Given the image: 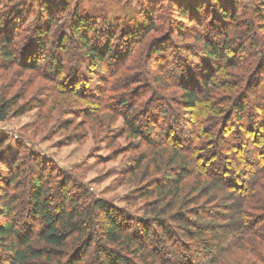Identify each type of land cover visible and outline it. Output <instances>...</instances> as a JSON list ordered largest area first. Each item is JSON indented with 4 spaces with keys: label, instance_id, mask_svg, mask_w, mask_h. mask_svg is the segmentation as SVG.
I'll use <instances>...</instances> for the list:
<instances>
[{
    "label": "trees",
    "instance_id": "obj_1",
    "mask_svg": "<svg viewBox=\"0 0 264 264\" xmlns=\"http://www.w3.org/2000/svg\"><path fill=\"white\" fill-rule=\"evenodd\" d=\"M3 1L0 120L49 103L50 111L72 113L76 98L81 120L64 127L80 132L69 134L73 142L89 120L101 134L121 117L128 147L133 140L144 147L131 158L133 171L150 173L135 199L165 211L132 215L23 145L28 172L19 154L0 158V264H200L201 257L264 264V0H148L142 22L128 31L94 21L79 0L65 22V0ZM67 42L96 70L65 67ZM43 59L45 97H27L25 87L11 93ZM104 109L112 112L108 125ZM218 233L240 244L216 256L208 241Z\"/></svg>",
    "mask_w": 264,
    "mask_h": 264
},
{
    "label": "rangeland",
    "instance_id": "obj_2",
    "mask_svg": "<svg viewBox=\"0 0 264 264\" xmlns=\"http://www.w3.org/2000/svg\"><path fill=\"white\" fill-rule=\"evenodd\" d=\"M65 1L68 7L60 15V22L67 21L69 17L68 10L73 8L76 3L75 0ZM242 1L247 3L250 0ZM11 2L13 3L15 1L12 0ZM10 3L7 2L6 4L10 5ZM148 3V0H79V7L83 13L89 15L96 22L106 21L111 26L121 28V31H128L131 28H137L142 22L143 12L148 7ZM3 4H5V1L0 3V10ZM67 44L68 51L63 55V64L65 67L79 64L82 72L84 69L89 75L93 70H96V66L87 65L85 61L79 63L76 55L78 53L76 47H74L72 42H67ZM142 45L140 43L134 47L136 54L140 51ZM142 49L138 55L144 52V48ZM170 50L172 49L169 48L167 53ZM132 62L133 60L129 63L131 64ZM47 65V61L43 59L40 62L38 72L33 73L30 71L24 73L15 82V85L10 88V92L14 94L19 89L25 87L27 97L30 95H35L37 99L40 96L45 97L46 92L44 93L43 89L47 88L46 85L49 84L46 79L48 75ZM147 69L150 72L158 71L154 68V64L150 66V62L147 63ZM0 72L4 73V71ZM130 72L132 73V70H127L126 73L131 74ZM8 74L4 77L5 79ZM14 78L9 77L7 80L11 81ZM75 86L78 88V85ZM114 94H120V91ZM66 98L68 101L71 100V97L66 96ZM73 99L75 107L69 106L72 108L71 111L73 110L72 113L62 114L50 111L48 109L49 103L47 104V108L42 109L43 111L35 108L22 115H13L10 113L5 120H0V138L5 141V145L2 147L3 149L1 148L0 150V158L6 163L10 162L19 154L18 148H22L25 145L26 148L33 149L32 152L37 154L43 161L56 164L59 172L76 178L95 197L108 200L118 208H123L132 215H154L164 212L163 204H159L155 208H145L141 207L135 199L137 194L135 188L150 173L138 170L133 171L131 158L135 156V152L143 151L142 148L144 147L139 145L141 143L139 140L132 141L134 148L128 147L129 141L122 134L123 120L121 117H116L109 125V128L107 126L104 127L105 131L106 127L110 129V133L101 134L99 133V126L94 121L91 123L89 120L88 124L81 127V133L84 132L85 137L81 141L70 142L68 137L71 135L69 134L72 133L73 136L80 135V132L77 129H73V127H70V129H65L64 127L67 122L80 121V114H83L81 110L76 109L79 108L76 104L77 99ZM99 114V117L104 121L105 125H108L110 123L108 121L112 117V112L109 109H104ZM44 116L47 117L43 118ZM111 139L115 141V144L111 145ZM220 145V143H217V148H221ZM19 156L22 157V162H26L25 164L22 163V165L25 171L28 172L31 166V159L28 153L22 151V154H19ZM148 160L149 158L146 161L148 162ZM2 167L4 168V165ZM61 173L59 174L61 175ZM56 180L54 178V181ZM217 235L219 236L217 240L208 241L210 251L216 256L234 251L240 244L237 238H226L225 236V239L222 237V233H218ZM155 242L158 243L161 250H165L167 244L165 236L158 234L155 236ZM205 261L201 257L200 264H204Z\"/></svg>",
    "mask_w": 264,
    "mask_h": 264
}]
</instances>
